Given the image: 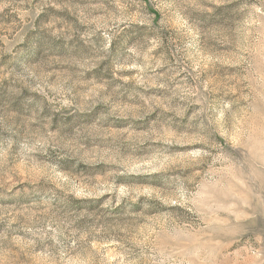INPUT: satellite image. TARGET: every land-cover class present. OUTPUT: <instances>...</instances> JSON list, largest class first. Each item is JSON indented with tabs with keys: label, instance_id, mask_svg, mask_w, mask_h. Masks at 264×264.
I'll return each mask as SVG.
<instances>
[{
	"label": "rangeland",
	"instance_id": "obj_1",
	"mask_svg": "<svg viewBox=\"0 0 264 264\" xmlns=\"http://www.w3.org/2000/svg\"><path fill=\"white\" fill-rule=\"evenodd\" d=\"M0 264H264V0H0Z\"/></svg>",
	"mask_w": 264,
	"mask_h": 264
}]
</instances>
